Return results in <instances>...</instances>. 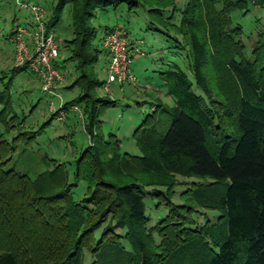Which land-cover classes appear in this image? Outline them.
Instances as JSON below:
<instances>
[{
    "label": "trees",
    "instance_id": "obj_1",
    "mask_svg": "<svg viewBox=\"0 0 264 264\" xmlns=\"http://www.w3.org/2000/svg\"><path fill=\"white\" fill-rule=\"evenodd\" d=\"M162 1L55 0L53 15L46 17L45 25L53 31L64 8L70 5L73 35L64 47H69L67 60L79 72L67 86L77 88L78 97L63 103V109L81 107L89 144L71 163L72 180L65 163L53 160L35 180L15 171L3 174L4 183H13L14 195L28 178L38 204L25 207L31 216L21 206L15 210L0 207V264H264V78L258 72L264 44L252 55L254 61L243 58L242 51L232 40L230 43L232 36L229 39L215 20H210L208 38L199 33L191 17L195 2L188 0L175 14L176 4L159 5ZM240 1H225L223 16L229 22L235 7L246 8ZM122 3L129 10L144 9L149 29L173 43L170 53L175 56L173 61L161 62L165 70L158 75L173 104L158 101L156 109L133 130L139 156L122 152L117 135L104 137L100 131L99 113L114 101L99 95L103 82L98 79L96 66L100 55L106 53L102 38L114 27L99 30L95 21L100 12ZM159 9L160 15L156 12ZM166 9H172L171 14H164ZM210 56L233 75L239 93L235 132L225 131L217 138L213 135L215 118L204 104L209 94ZM56 66L61 69L58 62ZM8 92L9 84L0 91V124H4L5 133L12 129L6 132L10 128L6 121L10 112ZM157 116L165 117V131L155 128ZM15 139L9 142L10 147L0 144L3 163L14 151ZM136 171L158 176L152 184L167 190L177 175L210 178L211 182L189 188L185 194L199 207L219 212L212 224L215 229L207 235L205 231L188 234L186 239L174 222L166 223L168 216L148 227L144 186L134 175ZM79 182L86 190L76 199L74 188ZM48 205L55 207L53 215ZM28 215L32 219L26 220ZM116 231H123L124 236ZM155 234L162 247L173 249L159 251Z\"/></svg>",
    "mask_w": 264,
    "mask_h": 264
},
{
    "label": "rangeland",
    "instance_id": "obj_2",
    "mask_svg": "<svg viewBox=\"0 0 264 264\" xmlns=\"http://www.w3.org/2000/svg\"><path fill=\"white\" fill-rule=\"evenodd\" d=\"M29 1L41 4L46 11V17L53 15L55 0ZM165 1L160 2L159 5L170 7L175 3L177 6L175 14H179L180 9L188 0ZM190 1L195 2L197 6L193 9L194 15L191 17L196 20L200 34H204L208 38L210 20H215L229 39L232 36L230 43L233 41L242 51V57L253 60L254 52L261 50V46L264 44V0H245L246 2L241 0L239 4L246 8L234 6V11L230 14L231 22L227 20L226 15L223 16V11L225 10V1L232 3L235 0ZM192 5L194 6V4ZM171 10L166 9L164 14H171ZM156 12L160 15V9ZM14 18L15 20H13ZM28 18L27 12L20 10L15 0H0V91H4L9 84L10 112H7L6 121L10 128H6V132L12 127L9 133H5L4 124H0V144L5 146L6 143L10 147L9 142H12V139L16 137L13 142L14 151L10 158L5 163L0 159V167L3 166L0 168V172L2 169L0 207H8L5 208L8 210L14 208L15 210L21 206V209L30 215L32 213L25 211V207L33 206L35 208L38 201L33 199L28 178L35 180L50 168V161L53 160L65 163L70 180H72L71 163L88 146L89 139L84 130L80 113L72 109L65 111L60 108V102L62 104L69 103L77 98L79 93L77 88H67L79 76L74 63L67 60L69 47H64L73 35L70 5L64 8L59 22L53 28V33L61 47L58 63L61 71L66 75L64 85L57 88L60 98L43 92L37 75L28 67L16 64L15 48L8 37L15 29L16 22L20 21L22 25H25ZM95 25L99 30L105 27H119L127 30L130 39L145 53V56H135L131 66L132 72L138 80L136 84L112 83L109 93H106L102 88L98 91L100 96H109L114 101L113 104L103 106L99 113L101 133L104 137H108L111 133L117 135L121 140L122 152L139 156L141 152L132 137L133 130L156 109L158 101L166 102L170 106L173 104L172 99L167 96L166 86L158 77L159 72L165 70V65L162 66L161 62L175 60V56L170 53L173 50V43L149 29L148 16L144 9L129 10L125 3L100 12ZM100 35L101 31L97 34V44H100ZM258 59V72L264 78V51L261 50ZM106 62L107 55L103 52L96 66L98 79L101 82L107 79ZM14 68L18 69L14 71ZM208 75L209 94L204 97V104L210 108L215 118L216 127L213 128V135L214 138H217L222 132H235V112L239 93L233 75L222 62L213 56L209 57ZM189 78L194 82L190 73ZM196 91L198 90L196 89ZM0 109L2 110L3 106ZM61 113L64 115L63 120L58 119ZM154 126L159 132L165 131V117L157 116ZM5 172L28 177L27 182L22 183L21 189H18V195H14L15 190L12 182L4 183L3 174ZM134 175L144 186L145 214L149 218L148 227L155 226L159 220L168 216L166 223L174 222V227L177 230L180 229L179 234L184 235L186 239L189 238V235L195 236L201 231H205L204 234L207 235L208 231L215 229L212 224L217 221L219 212L199 207L188 198L187 193L185 194L189 188L193 189L198 184L204 185L211 182L210 178L177 175L173 185L167 190L163 186L152 184L159 179L154 174L136 171ZM9 180L13 181L12 178ZM85 190L86 185L79 182L74 188V197L79 199ZM47 208L52 211L53 215L55 207L48 205ZM40 214H43L41 210L38 212V215ZM29 215L25 216L26 220L32 219ZM14 220H17V217H14ZM116 232L124 236L123 231ZM155 238L158 240L159 251L168 252L173 249V247H162L157 234H155Z\"/></svg>",
    "mask_w": 264,
    "mask_h": 264
},
{
    "label": "built area",
    "instance_id": "obj_3",
    "mask_svg": "<svg viewBox=\"0 0 264 264\" xmlns=\"http://www.w3.org/2000/svg\"><path fill=\"white\" fill-rule=\"evenodd\" d=\"M17 7L28 14V24L15 26L8 40L15 48L16 64L28 67L41 83L43 92L53 97L60 98L57 88L65 83V74L56 66L60 57V45L53 31L45 25L46 11L39 3L29 0H15ZM102 46L107 54L106 72L107 79L103 82L102 89L109 93L112 83L123 85L124 83H137L131 66L135 56H145V53L135 45L127 32L119 27L104 35ZM63 110V104L60 102ZM60 109V110H61ZM70 109L81 110L78 106H70ZM63 113L58 117L63 120Z\"/></svg>",
    "mask_w": 264,
    "mask_h": 264
},
{
    "label": "crops",
    "instance_id": "obj_4",
    "mask_svg": "<svg viewBox=\"0 0 264 264\" xmlns=\"http://www.w3.org/2000/svg\"><path fill=\"white\" fill-rule=\"evenodd\" d=\"M18 24H21V22H20V21L16 22L15 26L18 25ZM27 24H28V22L26 21V22H25V25H27ZM21 25H22V24H21ZM107 57H108V56H107ZM107 60H108V59H107ZM106 63H107V62H106Z\"/></svg>",
    "mask_w": 264,
    "mask_h": 264
}]
</instances>
